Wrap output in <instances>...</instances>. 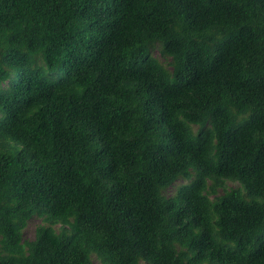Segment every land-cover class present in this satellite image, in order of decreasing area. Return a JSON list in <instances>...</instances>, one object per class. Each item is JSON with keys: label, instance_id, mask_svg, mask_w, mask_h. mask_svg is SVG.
Instances as JSON below:
<instances>
[{"label": "trees", "instance_id": "trees-1", "mask_svg": "<svg viewBox=\"0 0 264 264\" xmlns=\"http://www.w3.org/2000/svg\"><path fill=\"white\" fill-rule=\"evenodd\" d=\"M93 258L264 264V0H0V264Z\"/></svg>", "mask_w": 264, "mask_h": 264}, {"label": "rangeland", "instance_id": "rangeland-1", "mask_svg": "<svg viewBox=\"0 0 264 264\" xmlns=\"http://www.w3.org/2000/svg\"><path fill=\"white\" fill-rule=\"evenodd\" d=\"M155 56L158 57L160 59V57L158 56L157 52L155 53ZM161 62H164L163 59H160ZM187 182L184 181H178L175 185H173L166 193L167 196H171L175 193V191L180 188L183 185H186ZM229 188H235L234 185H228ZM43 225L42 221L39 219H32L29 224L28 227L26 228V230L24 231V239L25 241H32L35 238V232L37 227ZM93 264H99V262L93 258Z\"/></svg>", "mask_w": 264, "mask_h": 264}]
</instances>
